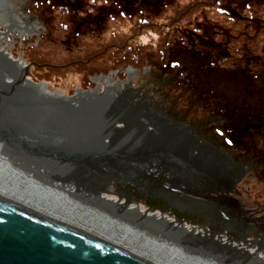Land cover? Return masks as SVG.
I'll return each mask as SVG.
<instances>
[{"label":"water","instance_id":"obj_1","mask_svg":"<svg viewBox=\"0 0 264 264\" xmlns=\"http://www.w3.org/2000/svg\"><path fill=\"white\" fill-rule=\"evenodd\" d=\"M48 1L0 0V151L54 177L66 174L99 193L128 197L120 206L163 217L182 240L205 237L264 264V224L253 223L262 219L264 186L251 178L264 167L263 154L256 135H242L241 127L230 133L220 111L229 105L199 94L204 62L188 67L182 56L176 72L154 66L123 71V80L113 73L97 78L105 90L80 89L82 78L52 91L29 78L34 65L22 55L28 42L62 58L50 51L61 45L62 21H53L58 10H45ZM231 197L249 218L233 215ZM0 264L149 263L91 239L70 218H48L0 195Z\"/></svg>","mask_w":264,"mask_h":264},{"label":"rangeland","instance_id":"obj_2","mask_svg":"<svg viewBox=\"0 0 264 264\" xmlns=\"http://www.w3.org/2000/svg\"><path fill=\"white\" fill-rule=\"evenodd\" d=\"M139 1L140 0H130L131 4L128 2V5L124 7V3L121 5V0H74L69 4L70 11L79 9L85 13L84 15H78L76 12L63 14L61 11H59V15H53V21H62V23H56L61 45L56 43L54 48L56 51L62 50V58H56L54 63L60 60H63V63L68 61L69 56L67 48L70 49L74 47L77 53L81 52L83 48L79 46V43H82V41L83 43H88V46L100 43V45L96 46L99 48L98 50H101L111 43L117 45L121 44L120 46H122L124 39L126 40L131 37L133 39L131 40L133 46L147 45L148 47L153 46L151 48L155 49L160 46V42L163 39H161L158 34H151L148 29L142 27H150L151 20L156 21V25H169L166 19H173L175 17V9L187 7V5L191 4L193 1L196 3H211L210 0H148L150 1L149 8L146 4L144 5ZM62 2L63 0H51V3H45V10H56L53 9V7L62 6ZM83 2L84 9L83 5H81ZM218 3L221 5L219 8L203 7L198 13L196 12L193 14L190 21L179 25L175 24L170 42L174 45H178L181 50L186 48V45H189L187 43H192L191 46L202 52L201 61H199L197 65L206 62L204 63L205 65L209 61H213L217 63L218 69L227 71L229 67L232 66L231 63L224 62L223 58H219V55L228 57V51L231 50V45L227 43H237L239 42L237 40L243 36V40H247V43H252L250 51H254L252 48L253 43H258L260 46L258 48L259 53L263 54L264 49L262 48L264 44L259 43H264V32L263 29H260V27L264 28V0H220ZM121 6L125 9L121 10ZM225 8H234L236 14L240 15L238 22L242 21V24L238 26L237 24L235 25V22H233L227 12H225ZM251 18L255 20L251 21ZM66 27L67 29L69 28V30H67ZM87 32H96L95 35L97 39L90 40L89 37L84 36ZM138 32L141 33L137 35ZM79 36L84 37L82 39V37L80 38ZM214 43L217 45H225L226 49L218 47L216 52V45ZM245 54H247V52ZM103 61V59H99L95 62L94 68H104L105 63ZM152 61L153 60H148L149 66L144 68L137 69L128 67L124 71L154 69L155 65H153ZM197 65L193 62V67ZM220 67L225 69H221ZM69 73L70 74L63 76L61 80L58 75L51 76L55 83L61 82L55 85L56 88L73 86L81 83L83 78L82 75L76 74V72ZM259 73L264 81V66L257 72V74ZM208 75H210V70L204 73V76ZM108 76H111V73ZM116 76H118V73L114 72L113 78ZM97 78H101V75L91 78L95 83V88H102L103 90L108 88V86H100L96 81ZM239 82L240 83L235 85V88L238 90L244 87V81L240 80ZM243 90L244 88L240 91L243 92ZM255 92V88L250 89L247 100L251 98ZM256 98L259 99V96L251 98L248 104L251 109L259 103ZM64 176H66V174H64ZM71 180L77 181V177L71 178ZM80 183L86 184L83 181ZM112 197L117 196L113 195Z\"/></svg>","mask_w":264,"mask_h":264},{"label":"bare ground","instance_id":"obj_3","mask_svg":"<svg viewBox=\"0 0 264 264\" xmlns=\"http://www.w3.org/2000/svg\"><path fill=\"white\" fill-rule=\"evenodd\" d=\"M0 195L28 204V210L48 212V218H70L91 239L149 264H261L214 246V240L205 242V237L182 240L181 233L163 226V217L120 206L128 204V197L99 193L64 175L54 177V171L13 161L3 151Z\"/></svg>","mask_w":264,"mask_h":264},{"label":"trees","instance_id":"obj_4","mask_svg":"<svg viewBox=\"0 0 264 264\" xmlns=\"http://www.w3.org/2000/svg\"><path fill=\"white\" fill-rule=\"evenodd\" d=\"M74 0H63L62 6L53 7V9H56L58 11H61L63 14H70L71 12H76L78 15H84L85 13L82 12V10L75 9L73 11H70V3ZM218 1L220 0H210V4L206 3H196L193 1L191 4L185 6L182 9H175V17L173 19L169 18L166 19V22H168L169 25H162L157 24L156 21H150V27L144 26L142 28L148 29V31L151 34H158L161 39L160 46L154 48H151L153 46L148 47L147 45H138L133 46L131 37L124 39L122 46L117 44H109L105 46L103 49L98 50L96 45H100V43H96V45L88 46V43H79V46L82 47V51L77 53L75 51V48L72 47L70 49L67 48L68 53V61L63 63V60L58 61L57 63H54L55 58L51 56L49 53H43V51L40 49V46H34L33 43H31L32 46L27 42L24 44L23 50L24 53H22L23 58L25 59L28 64H33V73L30 75V79H32L36 83H43L45 82L50 90L56 91L53 87L56 84H59L61 82L55 83V81L52 79V75H58L59 79L61 80L63 76H66L67 74H70L69 72H76V74H80L83 76V83L80 85V89L88 91L92 90V88H95V83L91 80L92 77L103 75L108 76L110 73L117 72L118 73V79L123 80L125 79L126 75L123 72L128 67H134L137 69L144 68L146 66H149L148 60H153V65H155L157 68L166 69L168 71H179L181 70L182 66H190L191 62L197 63L200 60L202 56V52L195 49L192 45V43H187L189 45H186L184 49H180L178 45H174L171 41L172 39V32L174 30V25L181 24L187 21H190L192 19L193 14L196 12L198 13L203 7H213V8H219L221 6ZM51 3V1H48ZM128 2L131 4L130 0H121V5L124 3V7L128 5ZM139 2H142L144 5L146 4L147 7L150 8V1L148 0H140ZM117 3V2H116ZM118 4V3H117ZM197 6V7H196ZM84 9V5H83ZM121 10L125 9L120 7ZM225 12L230 16V19L235 22L234 24L237 26L239 24H242V21L238 22L239 16L236 14V10L234 8L227 9L225 8ZM192 14V15H191ZM254 21L255 19L251 18V21ZM177 22V23H176ZM51 24H48L49 27ZM233 26V25H232ZM236 26V27H237ZM259 26V25H255ZM259 28V27H258ZM67 29V27H66ZM263 29L264 32V28ZM69 30V28L67 29ZM250 31V30H247ZM165 32V33H164ZM141 32H138L137 35H139ZM96 32H87L84 36L89 37L90 40L97 39ZM246 34V33H245ZM84 36H79L80 38ZM223 37L222 35H220ZM225 37V36H224ZM187 39V37L185 36ZM243 36L240 37L237 41V43H227L231 45V50L228 51L229 55L228 57H225L223 55H219V58H223L224 62L231 63V67H229V70L223 71L218 69L217 63L213 61H209L207 64L203 65L201 67V70L205 73L206 71L210 70V75L203 78L200 86L198 87L199 94L202 97L210 96L212 98H219L217 99V102H223L229 107H222L220 108L221 116H226L224 118H229L233 116L234 113H236V106L238 102L236 100L232 101L233 95L235 94V85L240 83L239 81H244V87L242 88H260L264 87L263 85H260V82H264L262 80V77L257 75V72L261 69L262 66H264V52L263 54L259 53V45L258 43H253V50H251L252 43H247V40H243ZM57 42H59L57 40ZM215 44V43H214ZM264 44V43H259ZM216 48L215 51L217 52L218 47L225 48V45L221 44H215ZM52 47V43L46 42L43 43L44 49H50ZM226 49V48H225ZM264 49V47L262 48ZM77 50V49H76ZM98 50V51H96ZM51 53L56 54L57 56L61 55V51H56L54 49H50ZM247 52V54H245ZM250 53V54H249ZM183 58L186 60V63L183 65L181 62V59ZM99 59H103L105 65L102 69H96L94 68V65L96 64ZM206 63V62H204ZM65 65V66H64ZM221 69H225L223 67H220ZM263 70V69H262ZM38 71H41L42 73H38ZM240 72V73H238ZM242 73V76H241ZM189 75L190 72H188ZM236 74V75H235ZM255 74V75H254ZM245 76V80L243 79ZM192 77V76H191ZM250 81H249V80ZM93 88V89H94ZM239 88V87H238ZM241 88V89H242ZM224 89L227 91L225 94L223 91ZM237 89V88H235ZM233 91V95H232ZM222 95L220 96V93ZM75 94V90L72 89L69 95ZM229 98V101L227 102L226 96ZM259 96L254 93V95L251 97ZM260 96L264 98V94L261 93ZM259 96V99H260ZM251 98H248V101H251ZM258 98L256 100L259 101ZM231 102L233 105H231ZM241 103V102H239ZM208 103H206V106ZM211 112L216 113L215 109H211ZM233 112V114H232ZM255 115L259 116L258 112L254 113ZM250 120L252 121V125H254V117H250ZM245 127V125H244ZM243 129V128H242ZM263 129V128H262ZM260 129V131L262 130ZM253 130V129H252ZM251 130V131H252ZM255 132V131H254ZM264 136H262L263 138ZM257 138V145L260 147L261 151H264V140H262L261 136ZM264 139V138H263ZM262 140V143H261ZM255 143V144H256ZM258 182L261 186H264V170L257 173Z\"/></svg>","mask_w":264,"mask_h":264},{"label":"flooded vegetation","instance_id":"obj_5","mask_svg":"<svg viewBox=\"0 0 264 264\" xmlns=\"http://www.w3.org/2000/svg\"><path fill=\"white\" fill-rule=\"evenodd\" d=\"M81 5H84V2ZM238 73H240V72H238ZM257 75H259V74H257ZM241 76H242V73H241ZM259 76L261 77V75H259ZM243 79L245 80V76ZM260 85L264 86V82H260ZM255 89H256L255 94H257L259 96L261 93L264 94V87L255 88ZM234 90H236V89L234 88ZM239 90H241V88H239ZM249 93H250V89L244 88L243 92H241V94H239L238 96H237V94H234L232 101L236 100L238 102V104L235 108L236 110H234V111H236V113L233 114V112H232L233 116H231L229 118H224L223 116L222 117H223V120H227L228 125L231 129V132H230L231 134L237 135L238 127H241V128H243L242 135L249 133V134H254V136L257 135L256 137H258V134H259V136H261V138H262V136H264V98L262 96H260L259 103L254 108L251 109L248 106V104L250 102L247 100ZM234 96H236V98H234ZM239 102H241V103H239ZM231 105H233L232 102H231ZM255 112H258L259 116L255 115L254 114ZM251 116L255 118V120L253 121L254 125H252V121L250 120ZM244 125H245V127H244ZM255 126H257V128H255ZM260 129H262V130L260 131ZM228 137L230 140H228ZM228 137H227V140L229 142L231 141L230 143H232V140H234V136L231 135ZM263 138H262V140H264ZM262 140H261V143H262ZM260 153L263 155H261L262 157H258V159L264 160V151H261ZM262 170H264V167L260 170H256L255 172L253 171L254 176L251 178L256 179L254 183L259 184L258 178H257V173L262 171ZM235 189H236V187H235ZM231 199L233 200L232 201L233 204L230 202V204L232 206L233 215L240 216L241 218H243V220H245L246 218H249L247 213L242 209L243 205H241L240 202L236 198L231 197ZM261 218H262L261 220L254 221L253 223L258 222V223L264 224V212L261 214ZM250 219H251V217H250ZM256 230H258V229H256Z\"/></svg>","mask_w":264,"mask_h":264}]
</instances>
